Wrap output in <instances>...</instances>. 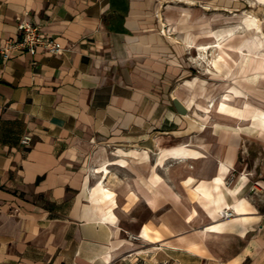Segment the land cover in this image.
I'll list each match as a JSON object with an SVG mask.
<instances>
[{"label":"crops","instance_id":"obj_1","mask_svg":"<svg viewBox=\"0 0 264 264\" xmlns=\"http://www.w3.org/2000/svg\"><path fill=\"white\" fill-rule=\"evenodd\" d=\"M166 2L0 0V42L26 18L65 48L0 57V264H120L149 248L153 264H264V179L239 159L237 120L192 127L191 38L172 9L186 8ZM241 197L247 210L220 215Z\"/></svg>","mask_w":264,"mask_h":264},{"label":"rangeland","instance_id":"obj_2","mask_svg":"<svg viewBox=\"0 0 264 264\" xmlns=\"http://www.w3.org/2000/svg\"><path fill=\"white\" fill-rule=\"evenodd\" d=\"M191 1L193 3H188L187 0H167L166 5H180L186 8L172 9L177 11L173 13L174 15L177 16L182 11L184 17L182 23L177 24L175 36L178 40H182L183 36L191 38L187 62L192 68L190 77H187L190 80L186 79L189 85L187 88L189 98L186 105L190 108L191 118L190 116L189 118L192 127L212 132L216 130V125L231 127V121L228 119L221 122L215 119L217 118L216 111L220 115L237 120L233 126L236 135L239 133L240 137L239 159L248 164L249 168L253 170L255 178L264 179V0ZM259 20L262 23L260 29H258ZM216 33H223L224 49L210 48L208 52H202L200 47L208 42H214ZM254 36L260 37L261 45L243 63L245 67L250 65L251 69L235 71L236 61L240 58V45ZM244 50L248 53L247 48ZM249 77L250 80L247 79ZM201 85L203 88H200ZM206 86L216 90L212 99L207 102L208 108H204L207 112L202 110L199 105L201 104L199 97L203 94ZM225 97L233 101L234 112L220 113L216 110L215 104L218 101L223 102ZM200 115L206 117L207 120H201ZM176 147L184 149L190 146L182 144ZM240 199L246 198H239L234 208H221L220 215L226 218L232 217L236 213ZM223 224L222 222L212 225L220 229ZM130 235H128V242H131V245L134 246L135 242L142 241V239L130 238ZM140 236L149 240L160 237L159 234L153 236L148 227H145ZM153 249L149 248L148 253L140 254L141 256L136 262L134 255L120 264H153L151 262Z\"/></svg>","mask_w":264,"mask_h":264},{"label":"built area","instance_id":"obj_3","mask_svg":"<svg viewBox=\"0 0 264 264\" xmlns=\"http://www.w3.org/2000/svg\"><path fill=\"white\" fill-rule=\"evenodd\" d=\"M18 30V37L0 42V57L2 59H10L16 50H26L33 55L37 53L39 48L51 54H61L65 50L60 41L56 40L53 35L45 33L41 26L34 21L26 18L21 19L18 23ZM31 140V135H25L21 142L23 145H29ZM135 237L132 234L130 235V238Z\"/></svg>","mask_w":264,"mask_h":264},{"label":"bare ground","instance_id":"obj_4","mask_svg":"<svg viewBox=\"0 0 264 264\" xmlns=\"http://www.w3.org/2000/svg\"><path fill=\"white\" fill-rule=\"evenodd\" d=\"M187 2L188 3H193V1H191V0H187ZM247 17H249V16H247ZM261 26H262V23L259 20L258 21V29H260ZM215 37H216V40L214 42H208V43H206V44H204V45H202L200 47L202 52H204V51L208 52L210 48H212V49H224V40H225V38H224L223 33H216ZM260 45H261V40H260L259 36H254L253 38L247 39V41H245L239 47L240 58L236 61V65L241 67V68H243L245 66V65H243V63L249 59V55L252 52H254L255 50H257V48ZM244 48H247L248 53L245 52ZM200 88H203V85H201ZM210 96H211V94L209 93V94H207L206 97H210ZM215 105H216V107H215L216 110H218L220 113L234 112L233 101L230 98H228V97H225L223 99V102L218 101L217 104H215ZM202 107L203 108H208V103L206 105L202 106ZM186 115H187V117H189L188 116L189 114H186ZM108 194H111V193L109 192ZM247 204H248V201L246 199H240L239 206L237 207L236 213H240L241 211L247 210L248 209ZM209 227H210V229H218L215 225H210ZM128 243H131V242H128Z\"/></svg>","mask_w":264,"mask_h":264},{"label":"water","instance_id":"obj_5","mask_svg":"<svg viewBox=\"0 0 264 264\" xmlns=\"http://www.w3.org/2000/svg\"><path fill=\"white\" fill-rule=\"evenodd\" d=\"M174 105L177 109V111L181 114H188L189 108L178 98H174L173 100Z\"/></svg>","mask_w":264,"mask_h":264}]
</instances>
